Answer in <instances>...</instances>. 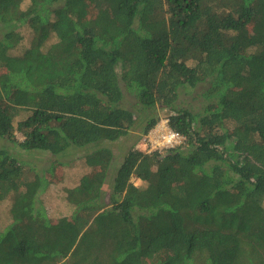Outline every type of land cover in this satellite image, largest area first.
I'll list each match as a JSON object with an SVG mask.
<instances>
[{
	"label": "trees",
	"instance_id": "1",
	"mask_svg": "<svg viewBox=\"0 0 264 264\" xmlns=\"http://www.w3.org/2000/svg\"><path fill=\"white\" fill-rule=\"evenodd\" d=\"M163 120L183 142L138 148ZM134 132L115 168L102 143ZM3 203L0 264H264V0H0Z\"/></svg>",
	"mask_w": 264,
	"mask_h": 264
},
{
	"label": "rangeland",
	"instance_id": "2",
	"mask_svg": "<svg viewBox=\"0 0 264 264\" xmlns=\"http://www.w3.org/2000/svg\"><path fill=\"white\" fill-rule=\"evenodd\" d=\"M23 32H24L23 43L27 47L31 43V40L33 38V34L28 29L23 30ZM1 81H2V79H1ZM203 101H204L203 98H201L199 96V89L196 90L194 93L183 92L181 95V98H180V103L182 104V106L184 108H193L194 112H202L204 110L203 108H204L205 103L203 104ZM155 130L153 129V132ZM18 137L20 139H23L21 134H18ZM137 138H138V133L134 132L130 137L121 138L120 140L112 142V143H107V142L102 143V145L105 144L106 146H108L112 149V151L115 155V163H114L115 168L119 167V165L123 161V158H124L126 151H128V149L135 144V140ZM136 146L138 148H140L141 146L143 148L146 147V145H144V139L142 140V137L140 138V140L138 141ZM42 159L43 160L38 163L36 161V159L26 158V160L31 163L30 164L31 166H34V167L36 166L35 168L38 171H40V174L42 173L43 170L47 172V169H50L46 173V175H48V176L50 175L54 178L61 177L64 179V182H66V184H68V183L70 185L77 184L82 175L93 172V171H91V169L86 165L85 161H83V160H75L71 164H68L69 161L66 158L60 159L59 161H56V160H54L53 157L44 156ZM52 162H54L53 165H52ZM51 165H52V167H51ZM106 175H107L106 185L108 187H112L113 179L115 176V169L113 168V170L112 169L108 170ZM132 181L134 182V184L136 186H140L142 184V182L140 180H137L135 178H133ZM47 195H48V197H46V208L48 210L49 216L54 221H56L60 217H65V216L71 215L72 209L69 207V205H67L65 203L63 198L59 195L58 188L53 189L51 187L49 189V191L47 192ZM8 208H9V206L7 205V203H3L0 206V215H1V217H0V229H2V227H4V226L11 224V221L7 220V217H9L8 213H7ZM168 257H169V255L167 253L162 252V253H159L157 255H153L152 257H148L145 260L144 264H157L163 260L168 259Z\"/></svg>",
	"mask_w": 264,
	"mask_h": 264
},
{
	"label": "built area",
	"instance_id": "3",
	"mask_svg": "<svg viewBox=\"0 0 264 264\" xmlns=\"http://www.w3.org/2000/svg\"><path fill=\"white\" fill-rule=\"evenodd\" d=\"M155 129L144 138L145 149L148 151L174 148L184 140L183 136L170 129L166 120L161 121Z\"/></svg>",
	"mask_w": 264,
	"mask_h": 264
}]
</instances>
